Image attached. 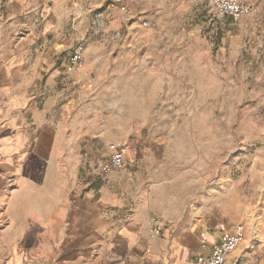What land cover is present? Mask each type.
I'll return each instance as SVG.
<instances>
[{
  "label": "rangeland",
  "instance_id": "obj_1",
  "mask_svg": "<svg viewBox=\"0 0 264 264\" xmlns=\"http://www.w3.org/2000/svg\"><path fill=\"white\" fill-rule=\"evenodd\" d=\"M208 1L109 0L102 9L84 10V39L69 51L82 47L84 54V127L109 122L131 107L145 109L144 130L133 138L154 150L147 175L178 185L175 191L201 205L214 232L245 225L241 264H264V0H242L253 12L238 23L212 21ZM40 4L43 22V10L52 4ZM115 9L120 16L112 15ZM60 17L65 33L79 30L74 14ZM115 20L118 27L111 29ZM157 81L167 85L152 102L145 99L146 88L134 106L107 94L114 84ZM180 91L186 95L178 97ZM90 139L84 136L70 151L57 150L47 183L19 188L12 175L4 181L0 264H17L19 254L23 264H58L61 256L42 257L35 243L21 253L15 244L24 229H48L58 217L54 212L63 209L65 216L57 221L64 229L61 240L68 235L70 208L95 190L102 173L96 149L85 148ZM18 189L11 200L18 213L11 217L9 198Z\"/></svg>",
  "mask_w": 264,
  "mask_h": 264
},
{
  "label": "crops",
  "instance_id": "obj_2",
  "mask_svg": "<svg viewBox=\"0 0 264 264\" xmlns=\"http://www.w3.org/2000/svg\"><path fill=\"white\" fill-rule=\"evenodd\" d=\"M108 1L48 0L52 7L43 10L47 15L42 22L41 0H0V194L10 175L19 188L47 183L57 150L75 149L84 136L91 138L85 148L96 149L100 164L107 159V146L116 144L125 147L128 165L123 171L99 174L95 190L70 208L72 220L63 240L64 229L57 221L63 220L64 209L54 212L52 216L58 217L48 229H24L15 247L21 253L35 243L42 257L61 256L58 264H90L93 259L95 264H198V256L209 254L201 250L200 236L215 243L224 233L213 231L216 228L204 221L201 205L175 191L178 185L147 175L154 166V150L142 148L133 138L144 130L145 109L135 112L131 107L109 122L84 127L87 70L84 63L79 69L69 64L73 55L69 51L84 39V10L102 9ZM64 12L74 14L80 24L77 32L65 33L60 17ZM111 12L120 16L116 9ZM117 27L115 20L111 29ZM64 40L66 45L61 44ZM102 78L98 76L97 85ZM119 84L107 94L133 106L142 102L138 95L143 89H147L146 101L152 102L167 85L161 81ZM66 165L71 168L67 161ZM19 194L18 189L9 198L11 217L18 213L11 200ZM155 218L162 219L164 226L159 238L152 237ZM244 249L243 244L227 264H241ZM16 257V263L23 264L25 257Z\"/></svg>",
  "mask_w": 264,
  "mask_h": 264
},
{
  "label": "built area",
  "instance_id": "obj_3",
  "mask_svg": "<svg viewBox=\"0 0 264 264\" xmlns=\"http://www.w3.org/2000/svg\"><path fill=\"white\" fill-rule=\"evenodd\" d=\"M209 10L212 12V21L218 17L229 18L235 23L242 21L253 12V7L242 0H209ZM148 26V24H144ZM119 36V34H118ZM72 64L76 68H82L83 49L78 47L72 55ZM108 156L101 164V172L107 174L111 171H123L127 169L126 149L124 146L110 144L107 146ZM162 219L153 220L152 237L159 238L163 234ZM200 244L202 251H209L207 256H198V264H227L230 256L239 249L246 236L245 225H238L233 232L224 233L215 243H210L204 235H201Z\"/></svg>",
  "mask_w": 264,
  "mask_h": 264
},
{
  "label": "bare ground",
  "instance_id": "obj_4",
  "mask_svg": "<svg viewBox=\"0 0 264 264\" xmlns=\"http://www.w3.org/2000/svg\"><path fill=\"white\" fill-rule=\"evenodd\" d=\"M201 237H202V236H201ZM202 238H203V237H202ZM202 238H201V240H200V244H201V242H202ZM243 242H244V241H243ZM242 244H243V243H242ZM242 244H241V245H242Z\"/></svg>",
  "mask_w": 264,
  "mask_h": 264
}]
</instances>
